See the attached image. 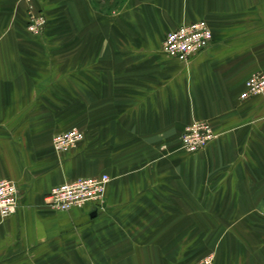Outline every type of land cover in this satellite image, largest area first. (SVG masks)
Returning a JSON list of instances; mask_svg holds the SVG:
<instances>
[{"label":"crops","instance_id":"crops-1","mask_svg":"<svg viewBox=\"0 0 264 264\" xmlns=\"http://www.w3.org/2000/svg\"><path fill=\"white\" fill-rule=\"evenodd\" d=\"M0 0V178L18 205L0 216V264H264V94L240 99L264 74V0ZM205 20L212 38L186 63L165 34ZM193 119L215 137L180 146ZM84 137L64 154L55 133ZM107 174L103 203L59 211L54 186Z\"/></svg>","mask_w":264,"mask_h":264},{"label":"built area","instance_id":"built-area-1","mask_svg":"<svg viewBox=\"0 0 264 264\" xmlns=\"http://www.w3.org/2000/svg\"><path fill=\"white\" fill-rule=\"evenodd\" d=\"M26 6L25 29L31 35H40L47 19L38 0H19ZM212 31L208 23L201 20L184 22L169 30L162 42L161 52L179 62L186 63L191 56L204 50L210 44ZM264 94V74L253 73L244 81L239 93L240 99ZM214 129L207 120L193 119L180 135V146L188 153H195L215 137ZM83 131L70 127L57 132L52 137V146L58 154H64L75 148L83 139ZM110 177L107 174L97 176H80L64 181L49 190L45 203L59 211L83 208L86 205L101 206L103 195ZM18 205V189L13 180L0 178V216L13 214ZM214 255L206 254L193 264H213Z\"/></svg>","mask_w":264,"mask_h":264},{"label":"rangeland","instance_id":"rangeland-1","mask_svg":"<svg viewBox=\"0 0 264 264\" xmlns=\"http://www.w3.org/2000/svg\"><path fill=\"white\" fill-rule=\"evenodd\" d=\"M95 6L102 7L104 9L108 10H116L121 3H123V0H92Z\"/></svg>","mask_w":264,"mask_h":264}]
</instances>
